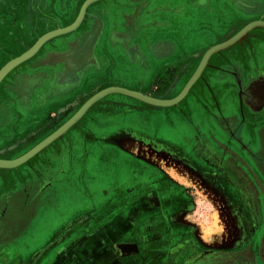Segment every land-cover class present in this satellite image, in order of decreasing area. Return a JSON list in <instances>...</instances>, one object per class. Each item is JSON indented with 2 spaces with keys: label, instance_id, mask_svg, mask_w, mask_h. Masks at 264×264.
<instances>
[{
  "label": "crops",
  "instance_id": "obj_1",
  "mask_svg": "<svg viewBox=\"0 0 264 264\" xmlns=\"http://www.w3.org/2000/svg\"><path fill=\"white\" fill-rule=\"evenodd\" d=\"M85 1L0 0V22L11 13L18 12L24 17L27 15L34 24H39V20L45 18L52 19L51 24L58 23L60 13L61 19L73 22ZM192 1L198 2V8L194 7L190 11ZM19 3L21 5L18 7ZM204 5L201 0L93 2L88 6L81 25L69 35H73V41H78L76 46H79L82 33H96L98 36L94 37L95 40L82 43L95 50L105 43L109 46L104 49L106 54L103 51L96 54V61L88 66L81 78H77L73 70L69 71V66L66 70L63 67V61L72 62V52L51 58L45 67H53L57 76H53L51 83L45 78L46 73L38 77L42 99L43 96L47 97L45 93L50 91V84L52 89H56L53 95L56 101L63 100L65 92L74 96L88 92L87 98L105 87L123 85L109 72L115 62L109 58L106 50L122 49V38L133 29L139 30L137 43L140 48L137 50L143 51L145 57L144 63L139 64L150 66L151 61L155 64V59H158V67L163 70L165 48H155L154 51L160 54V58H157L149 50V45L168 37L176 40L179 49L185 52L197 51L199 55L198 51L202 50L203 58L208 48L216 44L214 41L226 36L225 41L234 35L220 31H214L213 34L205 32V29L214 28L228 19H222V15L199 14ZM181 20L192 26L190 31L197 32L203 38V45L190 47L192 49L186 48V44L185 47L182 45L181 38H184L180 37L173 26L174 22ZM234 21L232 27L241 25L242 20L234 18ZM152 22L157 25L160 22L162 25L154 27ZM164 22H167L169 28L163 27ZM251 31L249 33L252 36H264L263 27ZM110 33L115 35V44L108 40ZM252 36H248V39ZM256 41L260 42V39ZM237 43L233 48L240 49ZM257 45L251 52L255 57L257 55L262 58L261 71L264 73V47H260L259 43ZM226 49L210 57L201 76L178 103L165 107L155 106L127 94L113 93L109 95L110 98L94 104L70 128L80 125L75 131L80 139L67 136L69 129L42 153L34 156L36 163L30 159L25 162L27 165L24 169L22 164L12 168L19 173V185L0 193V264H185L187 248L194 242L199 243L196 248L203 247L204 250L200 249L202 254L225 252L236 255L234 257L243 262L245 250L250 245L255 246L254 239L251 242L250 229L247 228L250 226L251 201L245 191L252 189L251 179L257 184V188H253L259 196L256 201L264 205V154L252 151V146L257 149V144L260 147L264 144V110H261L264 101L258 110H252L259 114V120L254 121V125H263L259 136L253 138L251 99L239 93L237 95L235 91L226 94L223 90L230 83L234 85V90L239 89L245 83L243 77L251 70L253 60H240V57L230 60L224 57ZM161 74L162 71H157L150 82L138 80L133 81V85L124 86L154 97L166 98L162 90L153 87L157 76ZM94 75L100 77L99 82H94ZM259 81V85L264 86V78ZM45 100L48 99L42 100L43 104H46ZM79 100V97H75L70 104L76 105ZM192 104L200 110H194ZM46 105L41 110H25L14 126L23 127L33 121H42L46 114L61 118L67 113V110L62 109L64 106L56 110H45ZM90 110L98 111L90 114ZM196 111L204 122L194 121ZM74 113H70L67 119ZM112 113L128 115L130 119L111 130L93 129L94 125L102 123L100 121L103 117ZM11 116L7 121L13 123ZM160 116L173 129L178 130V137L162 132ZM174 117L184 120L179 124L181 128L175 123ZM3 127L0 131L5 129ZM229 162L240 165L239 171L247 189L242 186V182V185L236 182L229 172H221L220 167L223 171ZM194 163L214 165L200 166L207 169L203 171ZM110 166H115L118 171L110 173ZM12 169L0 168V172L7 174ZM207 173L213 178L207 176ZM213 180L216 183H210ZM68 184L71 188L65 186ZM68 188L78 190L83 198L88 199L89 204L79 208L70 217H64L59 225L50 230L46 240L37 242L35 235L29 233L37 226L42 214L58 204L55 201L59 200V194ZM31 191L35 194L34 200L30 201L37 203L34 213L22 227H11L8 221L18 220L12 212L20 209L19 204L11 208V200H22ZM96 193L106 195L105 200L97 202ZM259 235L261 237L262 234ZM258 240L260 238L255 241L257 244Z\"/></svg>",
  "mask_w": 264,
  "mask_h": 264
},
{
  "label": "flooded vegetation",
  "instance_id": "obj_2",
  "mask_svg": "<svg viewBox=\"0 0 264 264\" xmlns=\"http://www.w3.org/2000/svg\"><path fill=\"white\" fill-rule=\"evenodd\" d=\"M201 1H203L205 5L202 8L203 11L200 12L199 14L205 15V16H214V15L221 16L222 15L221 17L222 19L233 20L230 22L226 20L224 22H221L218 26H215L214 28L204 30L205 32H208L211 34H213L214 31L215 32L220 31L221 33L228 32V34H232V33L235 34L239 29L242 28V26L246 22L248 21L251 22L253 20H259L260 18L264 19V0H201ZM218 3H219V6H218ZM192 5L193 7H190V11H193L195 8H198L197 1L196 2L192 1ZM179 7L182 10V6L179 5ZM220 7L223 10H220L221 9ZM180 9L177 10L178 13H180L181 11ZM177 12L172 11L171 13L177 14ZM234 18L240 19V21L242 20L240 22L241 25L240 26L238 25L239 27L236 25L235 27H232L233 24L235 23ZM47 19H49L48 21L49 23H51L50 20L52 19L50 18H47ZM263 19H260V20H263ZM40 21L42 22L43 20L40 19ZM52 22L55 23L54 20ZM166 23L167 22L163 23V27L165 29L169 28V26ZM152 24L154 23L152 22ZM160 25H162V23L159 22L158 25L154 24L153 26L159 27ZM138 31L139 30L137 29L135 30L133 29L129 33L125 34V36L122 38L123 42L122 44H120L122 47V49L120 50L129 59H133L134 61H139V62L144 63V60H145L144 52L137 50V48H140L139 43H137V38L140 37V35L138 36ZM72 36L73 35H68V36L66 35L64 37H59L43 45V47L39 50V52L37 53L35 57H33L32 59L28 60L23 65H21L18 68V71H14L12 75L8 77L9 80L5 82V87H4L5 90L9 92V94H11L12 97L15 98L16 106L19 109L16 111H19L22 114H24L23 111L25 110H30V109L31 110L32 109L41 110L42 107L46 104H47L46 110H56L63 106L64 107L66 106L65 110H67V113L65 114V116L61 118H59L58 116H53L52 114H48V115L46 114L44 119H42V121H33L28 125H25L23 127L21 126L18 127L19 133L23 135V137L26 136L25 137L26 142L23 145L25 148L23 147L22 152H19V154H17L14 157H10V158H15L23 154L24 152L28 151L34 145H36L38 142H40L42 139L48 136L51 132L56 130L57 128L56 126L59 123L64 122L68 118L70 113L72 112L74 113L79 108V106H81L87 100L88 97L90 98V96L86 98L88 92H85V93L82 92L81 94H76L75 96L70 95V93L67 94L65 92L66 94L64 93L63 96H66V97H64L63 100L61 101H56L55 97L53 98L54 93H56V89H52V84H50L49 85L50 91H47V93H45L47 95L46 98L48 100H45L46 104L42 103V100L44 101V99L46 98L43 96V99H42V92L39 91L40 82L38 81V77L46 73L45 78H47V81L51 83L53 76L55 77L57 76L56 74H54L57 72L53 70L54 69L53 67L46 69L45 63L47 61L51 60V58L54 59V57L60 54L72 52V55H71L72 62L68 63V61H63L64 63L63 67L66 70V68L69 66L68 70L69 71L73 70L74 73H77L75 74L76 77L81 78L84 76V74L88 70V66L91 63L96 61V54H99V52L101 54L102 51H103V54H106L104 53V49L106 47H109V46H106L104 43L100 45L98 50H95V49H91L89 45L86 46L85 44L82 43V41H85L88 43L91 40H95L94 37L96 38L98 35L94 32L86 31L82 33L81 39L79 40L80 41L79 46H76L78 41L76 42L73 41L74 37ZM114 36L115 35L113 33L112 34L110 33L109 35L108 40L110 41L111 44H115L114 38H113ZM248 36H252V33H249V35H246L245 37H243L244 39H240V41H238L240 45L238 43L237 44L241 46L240 49L233 48V45L236 42L232 44L229 49H226V51H224L226 53V54L224 53V57L229 58L230 60H234L235 57H238V58L240 57V60L250 58L251 60H253V66L249 72L247 71L246 77H243V79L245 78L244 79L245 83L241 84V87H239V89L234 90V85L230 83L228 84V86H224L223 90L225 91L226 94L233 93L235 91L237 95L242 94L245 96L246 99L248 98L251 99V103H252L250 107L251 117H252L251 119H254L252 120L253 122L251 123L252 124L251 130H254V132H252V136L253 138H255L259 136V130L263 127V125H254V121L258 122L259 120V117H258L259 114L252 110H258L261 104H263L262 101H264L263 100L264 99L263 97L264 96V86L263 85L261 86L259 85L260 83H258L260 82L259 81L260 79L262 80L264 78V73L261 71L262 64H263V60H261L262 58L261 57L257 58L258 57L257 55L255 57L251 51L255 49L254 47L255 45L258 46L257 43L260 44V47H264V36L261 35L257 37L253 35L251 39H248L249 38ZM225 37L226 36L219 38L218 40L214 41V43L217 44L218 42L223 41ZM256 39H260V42H257ZM160 47L165 48V51H164L165 56H163V58L165 59V63L162 68L163 69L162 74L157 76L156 78V82L159 84L157 88H159L165 93L164 96L166 98H171L179 94L183 86L191 78V76L193 75V73L195 72L196 68L198 67L200 63V59L202 58L203 54L201 52L202 50H200V52L198 51L199 55H197L196 54L197 51L185 52V50L179 49V44L177 43V41L170 37L164 38L162 40H157L154 43H151L149 45V50H151V53L154 56L156 57L158 56L157 58H160L159 56L160 54H158L157 51H154L156 50L155 48H160ZM205 51L206 49L203 50V53H205ZM106 52H108V50H106ZM219 60L220 58L218 59V61ZM54 67L57 68L56 66ZM94 79H95L94 82L100 81L99 76L97 77L95 76ZM259 86H261L263 90L262 93H260L261 91L260 92L257 91ZM75 97H79L80 99L79 102L76 105L70 104L71 102L74 101ZM229 98L232 99V96H229ZM261 110H264V105L262 106ZM10 111L11 113H13V115L10 113ZM10 116L12 120L20 119V114L18 115L14 110H9L8 107L2 106V108H0V120H1L0 122L1 123L6 122L7 118L9 119ZM10 122L7 121L6 123H4L8 130L13 128L12 122L11 123ZM211 142H213V140H211ZM262 146L260 147L257 144V149L256 147L252 146V151L257 154L258 153L262 154ZM193 165L198 166L199 170L207 171L206 168H202L200 166L206 167L207 165H209V167H212V165L214 164H211V163L195 164L194 163ZM218 165H221V164H218ZM238 166L240 167L238 163L229 162L227 163L226 168L223 169V171H222V167H220L221 169L219 167L218 168L221 170V172H225V173L226 171L229 172V174L234 178V180L238 182L239 184H241V182L243 183V178L240 174ZM213 170H216V169L214 168ZM206 175L209 177L211 176V178H213V176L210 175V173H207ZM252 181L253 180L251 179L252 187L251 186L250 187L252 189H247V186H245L244 183L243 185L241 184L243 187L247 189L245 191L246 196L249 197L251 201L250 202L251 203L250 217H249L250 221H248V223L250 222L249 224L250 226L247 228L248 230L250 229L249 232H250L251 239H252L251 242L254 239L253 244H255V246L250 245V247L252 246V248L248 247L245 250L244 252L245 255H243L244 256L243 262H240V259H238L237 257H234L236 255H233V256L232 254L228 255V253H225V252H216V253L209 252V253L202 254L200 252V249H203V247L196 248L199 243L194 242V243H191L190 246L187 248L188 252L185 256L187 257L185 259L186 260L185 264H264V249H263L264 248V205L262 204L260 205V203H257L256 200L259 199V196L256 195L253 191V188H257V184L255 185V183H253ZM214 182L216 183V181L214 180L213 182H210V183L214 184ZM11 203H12L11 208L12 207L15 208V205L18 206L19 204L20 206V209L18 211L19 216L18 218H16L18 220L11 219L10 221H8V223H10L11 227L13 228L16 226L22 227L25 224V222L29 219V217L34 213L33 209H34V206H37V203H34L29 200H27V202L25 201L24 203L22 202L21 199H14V200L12 199ZM8 206L9 205H7V207ZM14 212H12L13 215L16 214ZM259 234H262L261 237H258L260 236ZM258 238H260V240H258L259 242L257 244L256 242Z\"/></svg>",
  "mask_w": 264,
  "mask_h": 264
},
{
  "label": "rangeland",
  "instance_id": "obj_3",
  "mask_svg": "<svg viewBox=\"0 0 264 264\" xmlns=\"http://www.w3.org/2000/svg\"><path fill=\"white\" fill-rule=\"evenodd\" d=\"M20 5H21L20 3L17 4L18 7ZM0 8H1V5H0ZM65 14H66V12L63 13V16ZM58 18H57L58 23H55V24L49 23V21H48L49 19H46V20L44 19L43 22H40V20H39V24H38V22L34 24V21L31 22V20L28 19L27 15H25V17H24V15H21L18 12V13H11L10 16H8L3 22L1 21L0 22V69L9 60H11L14 57L19 56L20 54L27 51L30 47H32L37 42V40L39 38H41L49 30H52V29H55V28H58L61 26H66V25H69L72 23V20L66 21L65 20L66 18L61 19L62 13L59 14ZM54 20L56 21V18ZM184 20L176 21L173 23L174 24L173 26L176 29L175 31L180 35V37L184 38V39L181 38L182 45L184 47L186 45H188V46H186V48L187 47L190 48L192 46L194 47L196 45L197 46L203 45L205 42L203 40V38L199 37L197 32L190 31V28L192 26L187 24L186 21H184ZM69 34L70 33L62 34L60 36H57L56 38L64 37V36L69 35ZM189 36H190V38H189ZM56 38H53L52 40H54ZM52 40H50V41H52ZM192 48H190V49H192ZM39 50L37 52H35L34 54H32L27 60L21 62L20 64L16 65L12 69H10L4 75V77L0 83V108H2V106H6V107H8L9 110H14L18 115L19 114H20V116L22 115V113H20L19 111H16L19 109L16 106L15 98L12 97V95L9 94V92H7L5 90V88H4L5 82L7 80H9L8 77L11 76L14 71H18V68L21 65H23L25 62H27L28 60L35 57L37 55V53L39 52ZM108 52H109V58L114 60V62H115V64L111 66L112 69L109 70V72L112 75V77L115 78L116 81H118V83L123 84V85H120L122 87L124 86V84L133 85L132 82L138 81V80H144L146 82H150L153 75L156 74L157 71H160V72L162 71V70H160L161 68L158 67V64H159L158 59H155V64L153 61H151L150 66H146V65H143L142 63L139 64V61H133V59L129 60L128 57H126L121 50H118L116 48H111V49H109ZM158 85L159 84L157 82H154L153 87L156 89H159V88H157ZM257 91H259V92L261 91L260 93H262L263 90L259 86ZM110 95H113V94H110ZM119 96H120V94H118V98H119ZM108 97H109V95L106 96V99ZM101 100H99L98 102H100ZM192 108H194V110H200L198 107H195V105H193V104H192ZM62 109L65 110L66 108L63 107ZM97 111L98 110H95V111L90 110V114L97 113ZM225 111H231V110H225ZM197 112L198 111L194 112V115H193L194 121L200 123L203 121V119H200V117H198ZM160 118L162 119L161 125H160L162 132L164 134H167V135H171V136L174 135V136L178 137L179 136V134L177 133L178 130L173 129L166 122V120H164L161 116H160ZM129 119L130 118L128 115L127 116H124V115L121 116V115H118V113H112L108 117H103L100 121L102 123L99 122L100 123L99 125H97V124L94 125L93 129L95 131H97V130L105 131L104 129L111 130L115 126L120 125L122 122L124 123L125 120L129 121ZM173 119L175 120V123L177 124V126H180L179 124L184 122L183 119L178 118V117H174ZM17 120H19V119L13 120V123H12L13 128L11 130H8L6 127H3V126H5L4 123H6L7 121L4 123L0 122V130L2 129V127L5 128L4 130L0 131V157H6L9 159H12L10 157H14L17 154H19V152L23 151L22 149L24 147L23 146L24 143L26 142V139H25L26 136L23 137V135H21L19 133L18 126L17 125L14 126V123ZM88 123H89V121L87 122V124ZM79 126L80 125H78L75 128L70 129L67 136L72 135L73 137H75V138L77 137V139H80V137L77 134H75V131L78 130L77 128H79ZM180 128H181V126H180ZM173 138H175V137H173ZM262 154H264V145L262 146ZM33 158H35V157H33ZM33 158L31 160L35 161V163H36L37 160H35ZM26 165L27 164H25V165L22 164V168L24 169V167ZM13 168H16V167H13ZM9 169H12V168H9ZM108 169H109V171H112L110 173H113L116 170L118 171V168L116 169L115 166H110V167H108ZM17 170H19V169H17ZM17 175H19V173L13 169L11 171H8L7 174L0 172V193L4 192L7 188L15 187V186L19 185V178L17 177ZM11 182L13 183L12 186H11ZM91 185H93V184H91ZM65 186L71 188L70 184L65 185ZM69 188L65 189L62 193L59 194V200L55 201V202H58V204L55 207H53V209L51 211H46L44 214H42V216L38 219V222H37L38 224L36 223L37 226L34 229H32L31 233H29V235H31V234L35 235L37 242H41L42 240H46L48 235H50V230L52 228H55L57 225H59L58 223L61 220H63L64 217H70L71 215L77 213V211H79V208L89 204L88 199L83 198L81 196V193L78 190L69 189ZM11 189L13 190V188H11ZM34 194L35 193L33 191H31V193L26 195L24 197V199L22 198V195H21L22 202L25 203V201L27 202V200H29V201L32 200L34 197ZM96 194H97L95 196L96 201L97 200H99V201L105 200L106 195L101 194V193H96ZM99 201H97V202H99ZM15 213H16V216L18 217L19 216L18 210ZM39 221H40V223H39Z\"/></svg>",
  "mask_w": 264,
  "mask_h": 264
},
{
  "label": "water",
  "instance_id": "obj_4",
  "mask_svg": "<svg viewBox=\"0 0 264 264\" xmlns=\"http://www.w3.org/2000/svg\"><path fill=\"white\" fill-rule=\"evenodd\" d=\"M97 0H86L82 8L79 12V15L77 18L69 25H66L62 28L50 30L46 32L41 38L37 40V42L30 47L27 51L24 53L20 54L19 56L14 57L13 59L9 60L1 69H0V83L4 77V75L13 67L16 65L20 64L21 62L27 60L32 54L37 52L44 44L52 40L53 38H56L57 36H60L62 34L70 33L74 30H76L82 23L83 17L86 13L87 7L95 2ZM258 27H263L264 28V21L263 20H253L251 22H248L245 24L238 32H236L233 36H231L229 39L219 42L206 51L204 54L200 64L196 68L195 72L191 76V78L187 81L183 89L180 91L179 94H177L174 97L171 98H159V97H154L148 94H144L141 91L137 90H132L124 87H119V86H108L103 89H101L99 92L96 94H93L80 108L77 110L68 120H66L61 126H59L56 130H54L52 133H50L48 136H46L44 139H42L40 142H38L36 145H34L32 148H30L28 151L23 153L22 155L13 158V159H6V158H0V164H8V165H18V164H23L27 161H29L31 156L34 154H38L41 151H43L48 145L52 144L54 140L56 141L57 139L60 138V136L68 129H70L74 124H76L80 118V116L84 113H86L87 108L96 100L107 94L108 92L112 91H119L123 94H127L129 96L138 98L139 100H142L144 102H147L149 104L155 105V106H171L173 104L178 103L180 100H182L187 93L189 92L190 88L194 85V83L198 80V78L201 76L203 70L205 67L208 65V61L210 57L217 52H220L226 48H229L232 44L235 42H238L240 39L245 37L249 32ZM57 33L54 35V33ZM54 32V33H53ZM56 36V37H55ZM231 44V45H230ZM146 100V101H145ZM179 100V101H178ZM156 103V104H154ZM160 104V105H157ZM62 137V136H61ZM35 155V156H36ZM19 165V166H20ZM0 168H13V167H8V166H1Z\"/></svg>",
  "mask_w": 264,
  "mask_h": 264
},
{
  "label": "bare ground",
  "instance_id": "obj_5",
  "mask_svg": "<svg viewBox=\"0 0 264 264\" xmlns=\"http://www.w3.org/2000/svg\"><path fill=\"white\" fill-rule=\"evenodd\" d=\"M92 4V3H91ZM88 8V7H87ZM87 10V9H86ZM86 14V13H85ZM84 18H85V15H84V17H83V20H84ZM83 22V21H82ZM60 28H62V27H60ZM58 29V28H57ZM56 33H54V35L55 34H57V33H60V32H63V31H60V32H57V31H55ZM56 37V36H55ZM231 45V44H230ZM120 87V86H119ZM125 88V87H124ZM99 92V91H98ZM97 93V92H96ZM95 93V94H96ZM113 93H121V92H119V91H112V92H108L107 94H105L104 96H102L101 98H99L98 100H96L95 102H93L88 108H87V110H86V112L96 103V102H98L99 100H101V99H103L104 97H106V96H108V95H110V94H113ZM88 100V99H87ZM86 100V101H87ZM85 101V102H86ZM146 101V100H145ZM179 101V100H178ZM84 102V103H85ZM83 103V104H84ZM154 104H156V103H154ZM157 105H160V104H157ZM79 110V109H78ZM85 114V113H84ZM84 114H82L81 116H80V118H79V120L84 116ZM78 120V121H79ZM69 130V129H68ZM68 130H66L61 136H63ZM60 136V137H61ZM55 141V140H54ZM49 146V145H48ZM47 148V147H46ZM36 154H34L33 156H31L30 158H28V159H32L34 156H35ZM6 159H9V158H6ZM13 159V158H12ZM20 164H16V165H8V164H0V167L1 166H8V167H17V166H19Z\"/></svg>",
  "mask_w": 264,
  "mask_h": 264
}]
</instances>
